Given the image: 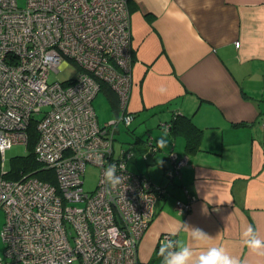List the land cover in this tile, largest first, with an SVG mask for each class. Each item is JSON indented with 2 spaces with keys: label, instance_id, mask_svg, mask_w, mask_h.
Here are the masks:
<instances>
[{
  "label": "built area",
  "instance_id": "1",
  "mask_svg": "<svg viewBox=\"0 0 264 264\" xmlns=\"http://www.w3.org/2000/svg\"><path fill=\"white\" fill-rule=\"evenodd\" d=\"M25 1L0 0V208L7 214L0 264H140V240L166 187L128 169L132 152L115 154L120 123L134 119L128 0ZM68 63L78 66L76 76L51 82L50 72ZM105 82L119 111L101 124L93 100ZM32 122L43 174L19 170L10 177L6 149L28 145ZM170 159L168 179L180 176L188 157L172 152ZM89 163L100 168L93 190L83 186ZM111 164L122 178L115 189L103 175ZM193 199L176 206L186 212ZM160 240L172 241L174 250L173 234Z\"/></svg>",
  "mask_w": 264,
  "mask_h": 264
},
{
  "label": "crops",
  "instance_id": "2",
  "mask_svg": "<svg viewBox=\"0 0 264 264\" xmlns=\"http://www.w3.org/2000/svg\"><path fill=\"white\" fill-rule=\"evenodd\" d=\"M129 4L133 84L128 108L134 119L146 121L150 140H143L148 158L142 170L129 168L132 157L126 164L166 187L140 240L139 263H149L160 236L171 233L172 252L183 246L193 250L188 264H196L211 247H224L240 264H264V256L244 245L251 238L244 236L249 226L264 241V0ZM175 117L181 122L170 132ZM190 124L200 128L193 151L187 148ZM161 139L164 146L157 143ZM172 152L188 161L180 176L168 179L165 167ZM191 197L192 207L182 212L176 200ZM191 229L207 237L193 240Z\"/></svg>",
  "mask_w": 264,
  "mask_h": 264
},
{
  "label": "rangeland",
  "instance_id": "3",
  "mask_svg": "<svg viewBox=\"0 0 264 264\" xmlns=\"http://www.w3.org/2000/svg\"><path fill=\"white\" fill-rule=\"evenodd\" d=\"M23 4H25V0H21ZM78 66L74 63H68L65 67H63L59 71H51L49 75V80L52 81H61L70 79L75 77L78 73ZM93 105L95 111L97 113L99 122L101 124L114 120L116 118L115 111L111 108V105L108 101L107 96L104 94L103 91H99L96 97L93 100ZM146 121L143 118L134 119L132 125L129 127H125L123 123H120L119 130L120 132L117 134V140L115 141V154L118 156L123 149L124 152L127 154L129 152H133L134 156L127 162L129 168L134 171L142 170L143 163L147 164L144 159V156L148 155L143 150L144 147L147 145L145 141L150 140V132L147 129ZM132 128V130H131ZM142 136V137H141ZM138 137H141L142 140L138 141ZM30 146L25 145L23 143H14L11 147L6 149V169H10L12 166H19V159L21 156L26 155L29 152ZM150 157V156H149ZM135 158L142 159V162H138L134 164ZM171 162V161H170ZM100 177V168L94 164L89 163L84 171L83 179L84 183L83 186L87 190H93L99 180ZM155 180V179H154ZM157 181V179L155 180ZM164 185V184H163ZM82 205V202L78 203ZM7 220V214L4 209L0 208V255L4 254L5 251V243L3 241L1 231L2 228Z\"/></svg>",
  "mask_w": 264,
  "mask_h": 264
},
{
  "label": "clouds",
  "instance_id": "4",
  "mask_svg": "<svg viewBox=\"0 0 264 264\" xmlns=\"http://www.w3.org/2000/svg\"><path fill=\"white\" fill-rule=\"evenodd\" d=\"M158 145L164 146L166 141L163 139L157 141ZM117 166L108 165L104 170V181L113 189L122 183V178L116 175ZM245 237H251L244 241V245L254 254L264 256V241L256 238L254 229L249 226L244 232ZM207 235L200 229H191V238L193 240H203ZM173 247L172 241H167L161 245L159 255L164 256L163 264H188L193 256V250L188 246L179 247L177 251L165 252ZM196 264H240V261L227 253L224 247H211L207 252L199 254Z\"/></svg>",
  "mask_w": 264,
  "mask_h": 264
},
{
  "label": "trees",
  "instance_id": "5",
  "mask_svg": "<svg viewBox=\"0 0 264 264\" xmlns=\"http://www.w3.org/2000/svg\"><path fill=\"white\" fill-rule=\"evenodd\" d=\"M130 0H128V5L130 6ZM130 12L132 10V7L130 6ZM100 91H103L108 99L110 100V104H111V108L115 111V114H118L119 111V106H118V95L116 93V91L111 88L106 82L105 83H101V89ZM99 93V92H98ZM189 120L190 118L187 117ZM181 119H179L178 117H175L172 122L170 123L171 126H169L170 128V132H173L177 129V125L179 123ZM181 122V121H180ZM190 129L187 131L188 134V139H187V148L189 151H193L198 147L199 144V140H200V128L198 126H196L195 124H190ZM126 127V126H125ZM129 127V126H128ZM132 129V128H131ZM30 134H29V143L28 146H30L29 148V152L24 155L21 156L19 161V166H15V167H11L12 171L8 176H14V175H18L19 174V170H26V171H35L38 175H42L43 174V167L41 166V164L36 160L35 157V153H34V146L38 140L39 137V132L36 129L35 124L32 122V124L30 125V130H29ZM139 138V137H138ZM141 140L140 138L138 139V141ZM133 153V152H132ZM170 153H169V160L171 161L169 166L165 167V175L167 178H169L167 176V170L172 169L173 168V162L170 159ZM134 156V153L132 154L131 157ZM144 158H147V156ZM183 167V166H182ZM181 167V168H182ZM181 172V169H180ZM143 174V173H142ZM145 175V174H144ZM181 175V173H180ZM179 176V175H176ZM161 245L159 244L157 246L156 252L154 257L149 261V263L147 264H163L164 261V256H160L159 255V250H160ZM167 252H171L170 250H166L165 255H167Z\"/></svg>",
  "mask_w": 264,
  "mask_h": 264
}]
</instances>
